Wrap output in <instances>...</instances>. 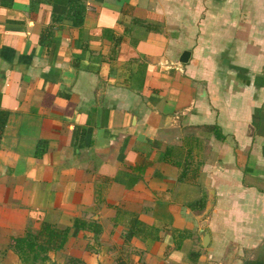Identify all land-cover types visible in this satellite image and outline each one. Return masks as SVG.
I'll return each instance as SVG.
<instances>
[{"label": "crops", "instance_id": "crops-1", "mask_svg": "<svg viewBox=\"0 0 264 264\" xmlns=\"http://www.w3.org/2000/svg\"><path fill=\"white\" fill-rule=\"evenodd\" d=\"M42 222L36 264L263 260L264 0H0V264Z\"/></svg>", "mask_w": 264, "mask_h": 264}, {"label": "trees", "instance_id": "trees-1", "mask_svg": "<svg viewBox=\"0 0 264 264\" xmlns=\"http://www.w3.org/2000/svg\"><path fill=\"white\" fill-rule=\"evenodd\" d=\"M66 235L67 228L42 222L34 231L26 230L22 235L11 237L9 245L16 252L22 264L43 263L48 258V251L62 247ZM70 259L74 260V258Z\"/></svg>", "mask_w": 264, "mask_h": 264}, {"label": "water", "instance_id": "water-1", "mask_svg": "<svg viewBox=\"0 0 264 264\" xmlns=\"http://www.w3.org/2000/svg\"><path fill=\"white\" fill-rule=\"evenodd\" d=\"M188 50H183L180 54L179 60L180 61H185L188 57ZM241 264H264V259L263 260H245Z\"/></svg>", "mask_w": 264, "mask_h": 264}]
</instances>
